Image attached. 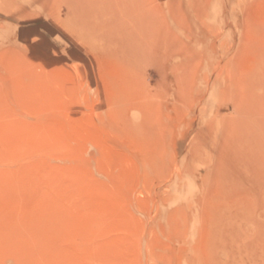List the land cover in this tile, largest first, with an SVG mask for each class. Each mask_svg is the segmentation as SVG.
<instances>
[{
	"label": "rangeland",
	"instance_id": "rangeland-1",
	"mask_svg": "<svg viewBox=\"0 0 264 264\" xmlns=\"http://www.w3.org/2000/svg\"><path fill=\"white\" fill-rule=\"evenodd\" d=\"M0 264H264V0H0Z\"/></svg>",
	"mask_w": 264,
	"mask_h": 264
},
{
	"label": "bare ground",
	"instance_id": "bare-ground-1",
	"mask_svg": "<svg viewBox=\"0 0 264 264\" xmlns=\"http://www.w3.org/2000/svg\"><path fill=\"white\" fill-rule=\"evenodd\" d=\"M146 20V19H145ZM136 22V21H135ZM143 22V21H142ZM145 25V24H144ZM150 26V25H149ZM138 30V29H137ZM114 31V30H113ZM115 32V31H114ZM135 33V32H134ZM143 33V32H142ZM116 34H117V31H116ZM136 34V33H135ZM114 35V34H113ZM142 35V34H141ZM134 36V35H133ZM115 38V37H114ZM124 39V38H123ZM126 39V38H125ZM127 40V39H126ZM147 40V39H146ZM145 41V40H144ZM121 42V41H120ZM122 42H124V41H122ZM146 42V41H145ZM144 42V43H145ZM131 43V42H130ZM140 43V42H139ZM122 44V43H121ZM114 46V45H113ZM121 47V46H120ZM129 47H131V46H129ZM137 47V46H136ZM110 50V49H109ZM119 50V49H118ZM103 52H104V50H103ZM108 54V53H107ZM108 56H110V54L108 55ZM104 57V56H103ZM255 147V146H254ZM259 155H260V153H259ZM252 157V156H251ZM260 158V157H259ZM253 163V162H252ZM251 165V164H250ZM248 166V165H247ZM245 168H246V166H244ZM249 167V166H248ZM252 169V168H251ZM258 169H259V167H258ZM246 170V169H245ZM262 173H263V171H262ZM242 175V174H241ZM258 175V174H257ZM245 176V175H244ZM232 177V176H231ZM262 177V176H261ZM241 178V177H240ZM239 179V178H238ZM233 185V184H232ZM237 186V185H236ZM244 187V186H243ZM239 188H241V187H239ZM246 188V187H245ZM242 189V188H241ZM237 190H238V188H237ZM247 190V189H246ZM231 191V190H230ZM244 192V191H243ZM246 198V197H245ZM250 200V199H249ZM232 210V209H231ZM223 215V214H222ZM220 216V215H219ZM223 217V216H222ZM238 220H240V219H238ZM223 221V220H222ZM63 222H64V220H63ZM232 222V221H231ZM233 223V222H232ZM235 223H237V222H235ZM62 225V224H61ZM226 228V227H225ZM60 229H61V227H60ZM228 229V228H227ZM222 230V229H221ZM218 231V230H217ZM64 232V231H63ZM206 232V231H205ZM219 233V232H218ZM217 233V234H218ZM223 233V232H222ZM206 234V233H205ZM231 234V233H230ZM230 236V235H229ZM233 236V235H232ZM206 238V237H205ZM213 240V239H212ZM218 241V240H217ZM217 241H215V242H217ZM223 241V240H222ZM224 241H225V239H224ZM232 241V240H231ZM205 242V241H204ZM226 242V241H225ZM219 243H221V242H219ZM216 245V244H215ZM207 247V246H206ZM204 249H206L205 247H204ZM208 249V248H207ZM231 249V248H230ZM209 250V249H208ZM210 255V254H209ZM228 257V256H227ZM212 258V257H211Z\"/></svg>",
	"mask_w": 264,
	"mask_h": 264
}]
</instances>
